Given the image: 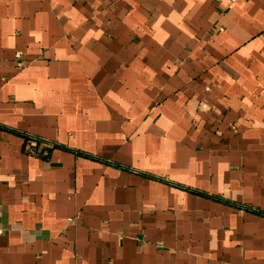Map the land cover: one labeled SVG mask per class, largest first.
<instances>
[{"label":"crops","instance_id":"crops-1","mask_svg":"<svg viewBox=\"0 0 264 264\" xmlns=\"http://www.w3.org/2000/svg\"><path fill=\"white\" fill-rule=\"evenodd\" d=\"M0 264H264V0H0Z\"/></svg>","mask_w":264,"mask_h":264},{"label":"built area","instance_id":"built-area-1","mask_svg":"<svg viewBox=\"0 0 264 264\" xmlns=\"http://www.w3.org/2000/svg\"><path fill=\"white\" fill-rule=\"evenodd\" d=\"M218 1H224V0H218ZM231 1L233 2V1H236V0H231ZM19 65H20V66L23 65V62H22L21 60L19 61Z\"/></svg>","mask_w":264,"mask_h":264}]
</instances>
